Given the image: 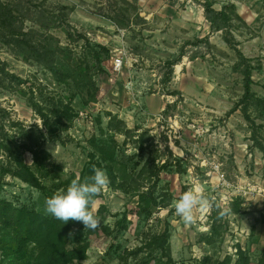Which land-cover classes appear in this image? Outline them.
Instances as JSON below:
<instances>
[{
  "label": "rangeland",
  "instance_id": "1",
  "mask_svg": "<svg viewBox=\"0 0 264 264\" xmlns=\"http://www.w3.org/2000/svg\"><path fill=\"white\" fill-rule=\"evenodd\" d=\"M210 1L216 10L233 5L226 30L211 31L204 0H44L53 14H67V24L51 30L70 49L56 57L54 70L24 61L0 43V107L8 114L0 121V134L20 145L16 152L44 186L39 190L6 175L5 200L46 214V199L78 180L101 141L118 160L139 161L137 171L144 164L154 171L160 167L156 184L148 173L140 178L144 187L155 184L161 199L152 219L136 214L137 197L108 185L91 206L100 226L90 233L87 257L73 264H135L133 257L123 263L121 255L164 221L172 264L204 259L217 264L225 257L232 263L238 248L250 264L264 259V118L251 109L249 118L243 114L244 65L236 68L240 52L252 67L251 90L264 97V0ZM178 58L166 82V62ZM116 59H121L118 70ZM71 63L88 70L97 89L94 100L72 81ZM31 102L46 109L60 106L51 117L56 139ZM110 117L138 129L144 150H138L134 138L109 130ZM31 151L41 158L42 170L34 166ZM4 160L1 151L0 162ZM166 160L168 166L162 168ZM186 191L212 205L197 207L193 223H185L175 211ZM144 257L141 253L137 259ZM0 264L8 262L0 256Z\"/></svg>",
  "mask_w": 264,
  "mask_h": 264
},
{
  "label": "trees",
  "instance_id": "2",
  "mask_svg": "<svg viewBox=\"0 0 264 264\" xmlns=\"http://www.w3.org/2000/svg\"><path fill=\"white\" fill-rule=\"evenodd\" d=\"M202 8L204 18L209 23L211 31L226 30L230 26L228 8L233 11V5L216 10L212 1L204 0ZM61 16L63 17L53 14V11L44 5V0H0V43L7 46L14 55L22 60H32L48 70H54L56 57L70 51L68 46L61 45L51 33L52 29L62 28L63 23L67 22V14L64 11H61ZM113 21L119 23L115 18ZM28 22L32 25L27 26ZM64 31L67 38L73 37L68 30L65 29ZM99 48L106 51L103 46H99ZM181 57L179 58L181 59ZM179 58L166 62L168 67L166 82L170 80L172 66L180 60ZM239 58L236 68L244 65L241 70L243 74V95L239 101L241 110L247 118H249L250 109L258 117L264 118V97L256 95L251 90L252 67L240 52ZM71 66V79L77 89L84 92L89 101L94 100L97 89L86 67L77 63H71ZM85 66L87 65L85 64ZM10 77L17 79L14 75H10ZM168 106L169 104L163 110L165 115ZM31 107L50 132L51 139H56L57 137L51 129V117L57 116L60 106L54 104L51 109H46L39 103L31 102ZM7 115V111L0 107V121ZM114 120L115 123H113ZM12 124L15 125V123ZM251 124L254 126L253 122ZM108 126L109 130L121 134L125 138H134L138 144V150H144L142 135L136 133L138 129H129L124 121L116 119V117H110ZM6 136L0 134V152L5 154V160L0 162L1 259L7 261L8 264H73L86 259L87 250L91 245L90 233L92 230L84 229V225L79 221L70 220L67 224H63L62 221L56 220L49 214H42L25 206L16 207L1 196L3 178L6 175L16 177L39 190L44 188L36 173L23 161L20 152H16L20 145L16 146L15 142ZM8 142L12 144L14 149L10 147ZM107 150L109 149L105 141L95 145V152L90 153V159L78 180L80 182L89 180L93 175L94 168L104 170L109 177L111 188L137 197L138 210L136 214L143 216L146 220L152 219L155 209L161 206V199L155 195L154 191V186L159 178L160 167L154 171L152 167L148 168L144 164L137 171L138 166H140L139 161L127 163L124 160H118L113 149ZM168 151L172 155L169 149ZM31 152L34 158V166L42 170L43 164L38 153L36 151ZM107 152L110 153L108 157H106ZM167 161L161 165L162 168L168 166ZM174 161L180 163L178 157H175ZM144 173H148L149 178L155 177V184L144 187L143 183L140 182ZM232 205L236 204L232 203ZM95 215L97 216V214ZM161 227L158 231L149 230L144 233L141 243L134 249L125 250L124 254L121 255V261L126 263L129 257H133L136 260L135 264H172L168 243L169 225L164 221ZM125 228L126 225L122 224L121 229ZM102 229L107 234L110 233L109 227L104 226ZM141 253L145 254V257L137 259ZM197 264H207V262L204 259ZM217 264H250V262L248 256L238 248L237 258L232 263L230 257H225L223 261L217 262ZM258 264H264V259L259 260Z\"/></svg>",
  "mask_w": 264,
  "mask_h": 264
},
{
  "label": "clouds",
  "instance_id": "3",
  "mask_svg": "<svg viewBox=\"0 0 264 264\" xmlns=\"http://www.w3.org/2000/svg\"><path fill=\"white\" fill-rule=\"evenodd\" d=\"M109 184L106 172L94 168L89 180H73L63 192L47 198L45 212L63 224L70 220L79 221L84 225V229L95 230L100 226V219L93 213L91 206ZM211 206L210 200L193 191H186L176 202L175 211L185 223H193L194 210L197 207L207 209Z\"/></svg>",
  "mask_w": 264,
  "mask_h": 264
},
{
  "label": "built area",
  "instance_id": "4",
  "mask_svg": "<svg viewBox=\"0 0 264 264\" xmlns=\"http://www.w3.org/2000/svg\"><path fill=\"white\" fill-rule=\"evenodd\" d=\"M120 67H121V59H116L114 61V69L118 70L120 69ZM235 251H236V248H235Z\"/></svg>",
  "mask_w": 264,
  "mask_h": 264
},
{
  "label": "bare ground",
  "instance_id": "5",
  "mask_svg": "<svg viewBox=\"0 0 264 264\" xmlns=\"http://www.w3.org/2000/svg\"><path fill=\"white\" fill-rule=\"evenodd\" d=\"M177 69H178V66H176V71H177Z\"/></svg>",
  "mask_w": 264,
  "mask_h": 264
}]
</instances>
